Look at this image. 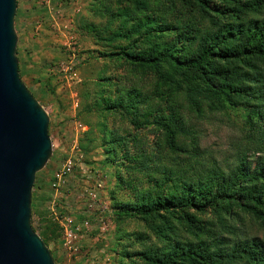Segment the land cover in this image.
Segmentation results:
<instances>
[{
  "label": "trees",
  "instance_id": "1",
  "mask_svg": "<svg viewBox=\"0 0 264 264\" xmlns=\"http://www.w3.org/2000/svg\"><path fill=\"white\" fill-rule=\"evenodd\" d=\"M105 1L84 28L129 77L100 76L95 110L129 128L99 123L94 140L133 194L116 218L144 223L121 233L119 264H264V0ZM238 108L233 161L209 160L189 113Z\"/></svg>",
  "mask_w": 264,
  "mask_h": 264
},
{
  "label": "rangeland",
  "instance_id": "2",
  "mask_svg": "<svg viewBox=\"0 0 264 264\" xmlns=\"http://www.w3.org/2000/svg\"><path fill=\"white\" fill-rule=\"evenodd\" d=\"M100 1L105 0H16L19 76L48 113L51 141V153L32 185L30 221L38 234H46L55 264H119V252L129 245L121 233L144 226L140 219L116 218L113 209L133 194L119 189L117 165L104 163L103 147L94 140L99 123L121 132L129 128L119 117L104 120L95 110L100 76L124 74L126 83L129 77L118 61L101 56L105 47L84 28L85 23L104 21L95 14ZM244 113L238 108L207 113L203 119L189 113L209 160L233 161ZM140 134L153 138L148 128Z\"/></svg>",
  "mask_w": 264,
  "mask_h": 264
},
{
  "label": "water",
  "instance_id": "3",
  "mask_svg": "<svg viewBox=\"0 0 264 264\" xmlns=\"http://www.w3.org/2000/svg\"><path fill=\"white\" fill-rule=\"evenodd\" d=\"M16 0H0V264H55L31 226V189L51 153L49 116L22 82Z\"/></svg>",
  "mask_w": 264,
  "mask_h": 264
}]
</instances>
